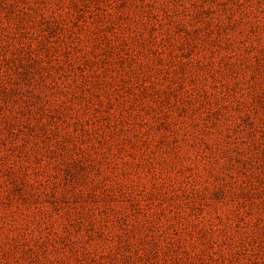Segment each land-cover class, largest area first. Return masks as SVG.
<instances>
[{
    "label": "rangeland",
    "instance_id": "obj_1",
    "mask_svg": "<svg viewBox=\"0 0 264 264\" xmlns=\"http://www.w3.org/2000/svg\"><path fill=\"white\" fill-rule=\"evenodd\" d=\"M0 264H264V0H0Z\"/></svg>",
    "mask_w": 264,
    "mask_h": 264
}]
</instances>
